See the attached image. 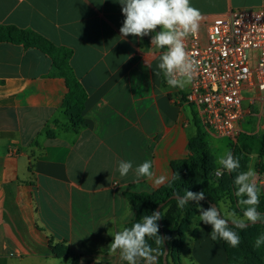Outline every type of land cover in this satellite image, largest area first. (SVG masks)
<instances>
[{
	"label": "crops",
	"instance_id": "0c3cea01",
	"mask_svg": "<svg viewBox=\"0 0 264 264\" xmlns=\"http://www.w3.org/2000/svg\"><path fill=\"white\" fill-rule=\"evenodd\" d=\"M190 4L201 12L203 28L232 10L264 8V0ZM124 19L118 0H0V26L31 29L73 52L71 67L87 93L74 124L63 106L67 83L51 76V58L0 43V264H127L118 253L108 255V246L137 217L128 195L153 194L172 181L135 183L132 172L119 175L118 162L135 167L151 160L157 176L171 178L172 164L189 158L198 127L208 141L216 138L186 102L189 84L172 88L157 74L165 49L151 46L154 33L122 37ZM248 160L247 169L264 184L258 146ZM226 204L221 210L231 211ZM199 215L182 238L175 236L168 261L229 264ZM55 246L68 247L70 255L58 258Z\"/></svg>",
	"mask_w": 264,
	"mask_h": 264
},
{
	"label": "clouds",
	"instance_id": "9594fccd",
	"mask_svg": "<svg viewBox=\"0 0 264 264\" xmlns=\"http://www.w3.org/2000/svg\"><path fill=\"white\" fill-rule=\"evenodd\" d=\"M122 5V14L125 16L120 33L122 37L129 35L143 38L151 33V46L157 49H166L159 55L157 74L162 73L168 86L183 89L190 84L197 73L198 65L187 52L186 40L190 35L199 31L203 19L201 12L191 6L190 0H118ZM157 28L160 30L157 31ZM150 67L149 65H147ZM221 170L236 173L234 185L235 195L239 198L238 205L242 209V216L235 211L221 213L216 205L204 209L200 201L205 199L203 191L193 192L185 190L182 196L177 197V207L184 208L190 201H194L200 211L199 221L211 226L212 240H223L231 247H237L241 238L235 229H244L249 223H264V214L258 211L261 192L264 184H258L256 171L249 166L246 171H239L240 160L234 157L230 150H226L217 157ZM118 172L123 178L130 172L133 173L134 182L139 183L141 178L152 181L154 187H159L166 182L180 178L173 174L171 178L166 175L157 176L153 171V161L145 160L136 165L131 160L118 162ZM160 211L143 215L139 222L131 227H125L116 232L108 246V255L119 254L122 261L127 264H158L159 257L163 254L160 245L167 237L159 235L157 221L162 219ZM148 238H154L158 246L153 248L148 243ZM264 244V234L257 237L255 247Z\"/></svg>",
	"mask_w": 264,
	"mask_h": 264
},
{
	"label": "trees",
	"instance_id": "16d2710c",
	"mask_svg": "<svg viewBox=\"0 0 264 264\" xmlns=\"http://www.w3.org/2000/svg\"><path fill=\"white\" fill-rule=\"evenodd\" d=\"M7 42L17 45H23L25 48H36L47 54L52 60L51 76H57L65 79L69 89L64 102L67 114L74 124L81 122V112L87 98V93L83 89L79 80L76 78L71 67L73 52L64 47H57L45 39L39 33L31 29H20L15 26H0V43ZM256 146L259 147L261 155L264 157V135L258 137L240 134L237 143L233 148L234 157L240 160L241 168L239 171H246L248 164V155ZM189 158L172 164L175 174L180 178L172 181L168 186L160 189L153 194H129V200L132 208L136 211L137 217L129 223L131 227L139 222L143 215L151 214L157 211L158 206L172 196H182L185 190L193 192L203 191L205 199L200 201V205L207 209L211 204H221L227 199L231 205L238 206L235 199L234 178L236 173L225 171L220 178L214 176L216 172L215 154L212 146L207 140V135L198 127L197 135L190 139L188 144ZM264 173V164L261 167ZM221 210V208H220ZM237 215L242 216V210L239 208L231 209ZM198 206L194 201H190L184 208L177 207V199H172L161 209L162 224L159 225V235L167 237L166 242L170 248L168 258H174L176 252L175 236L182 238L184 227L188 225L194 216L198 213ZM258 211L264 214V193L260 196ZM221 213L223 214L222 210ZM208 232H211V226L205 225ZM241 238L237 247H231L225 241L217 239L215 243H222L228 257L229 264H264V244L259 248L255 247L257 237L264 234V223L253 224L244 229H235ZM148 243L153 247H158L154 238H148ZM164 254L165 246H159ZM55 256L66 258L69 249L66 246L51 247ZM163 254L159 257L158 264H163ZM170 264V261H169Z\"/></svg>",
	"mask_w": 264,
	"mask_h": 264
},
{
	"label": "built area",
	"instance_id": "2783aa9c",
	"mask_svg": "<svg viewBox=\"0 0 264 264\" xmlns=\"http://www.w3.org/2000/svg\"><path fill=\"white\" fill-rule=\"evenodd\" d=\"M186 48L198 65L186 102L200 110L199 123L206 131L237 142L252 106L264 104V8L232 10L205 28L200 25ZM244 91L257 94L248 108Z\"/></svg>",
	"mask_w": 264,
	"mask_h": 264
},
{
	"label": "rangeland",
	"instance_id": "374dc122",
	"mask_svg": "<svg viewBox=\"0 0 264 264\" xmlns=\"http://www.w3.org/2000/svg\"><path fill=\"white\" fill-rule=\"evenodd\" d=\"M243 97H244V102H243L244 106L249 107L251 106L250 99L256 98L257 94L255 91H244ZM252 110L255 114H257V116L256 117L249 116L245 119L242 125L243 134L262 139L264 135V104H260L259 102H257L255 105L252 106ZM209 143L212 146L213 152L215 154V164H216V172H217V170L220 168V166L217 163V157L222 155L226 150H230L231 152H233L234 145H236L237 142H233L230 138H226V137L219 138L217 136L216 138H209ZM221 172L223 174L225 171L221 170ZM224 204L228 205V207H230L231 209H235V208L241 209L239 205L235 207L231 205V202L229 200L227 201V199L224 201ZM222 210L224 213L228 211L227 208L226 209L224 208V206H222Z\"/></svg>",
	"mask_w": 264,
	"mask_h": 264
},
{
	"label": "water",
	"instance_id": "95a60500",
	"mask_svg": "<svg viewBox=\"0 0 264 264\" xmlns=\"http://www.w3.org/2000/svg\"><path fill=\"white\" fill-rule=\"evenodd\" d=\"M263 192H264V191H263ZM177 197H178V196H172V197L168 198L165 202L161 203V204L158 206L157 211H160V212H161V209L164 207V205H165L166 203H168V202H169L170 200H172V199H177ZM211 205H216V206L218 207L217 204H211ZM218 208H219V207H218ZM219 209H220V208H219ZM220 211H221V210H220ZM159 222H160V226H161V228H163L162 219H160ZM260 223H261V222H257V223H255V224H260ZM250 225H253V224L249 223L248 226H250ZM248 226H247V227H248ZM162 237H165V236H164V233L162 234ZM164 246H165V251H164V254H163V264H169L168 257H169V253H170V248H169V246H168L166 240H164Z\"/></svg>",
	"mask_w": 264,
	"mask_h": 264
}]
</instances>
